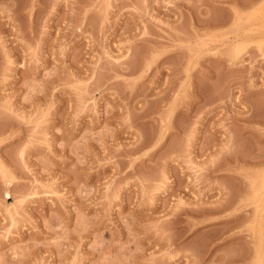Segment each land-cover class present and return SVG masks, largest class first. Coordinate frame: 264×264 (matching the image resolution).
I'll return each instance as SVG.
<instances>
[{
  "label": "rangeland",
  "instance_id": "obj_1",
  "mask_svg": "<svg viewBox=\"0 0 264 264\" xmlns=\"http://www.w3.org/2000/svg\"><path fill=\"white\" fill-rule=\"evenodd\" d=\"M263 194L264 0H0V264H264Z\"/></svg>",
  "mask_w": 264,
  "mask_h": 264
},
{
  "label": "bare ground",
  "instance_id": "obj_2",
  "mask_svg": "<svg viewBox=\"0 0 264 264\" xmlns=\"http://www.w3.org/2000/svg\"><path fill=\"white\" fill-rule=\"evenodd\" d=\"M237 49H238V48H237ZM233 51H234V50H233ZM239 51H240V49H239ZM231 53H232V51H231ZM233 55H234V54H233ZM234 58H235V57H234ZM263 195H264V194H263ZM256 197H257V195L255 196V198H256ZM258 197H259V196H258ZM258 197H257V199H256L257 201H258ZM262 197H264V196H262ZM260 199H261V198H260ZM259 201H260V200H259ZM262 201L264 202L263 199H262ZM262 201H260V202H262ZM260 202H259V204H260ZM263 202H262V203H263ZM255 203H257V202L255 201ZM262 203H261L260 205H262ZM260 205H259V206L257 207V209H256V210H257V216H256V217H257V221H256V222H257V224H258L259 226L262 225V224L260 225L261 222H262V223L264 222V206L262 205V206H263V207H262V206H260ZM260 207H262V209H261ZM255 215H256V214H255ZM256 217H255V218H256ZM255 220H256V219H255ZM259 226H258V227H259ZM263 226H264V224L262 225V227H263ZM259 229H260V232H261V227H260ZM259 229H258V235H259V237H260V234H262V232L260 233V232H259ZM262 229H263V228H262ZM256 233H257V232H256Z\"/></svg>",
  "mask_w": 264,
  "mask_h": 264
}]
</instances>
